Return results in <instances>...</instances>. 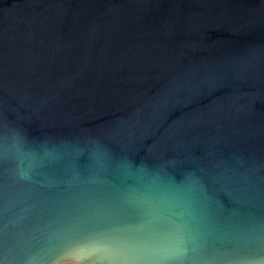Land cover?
Listing matches in <instances>:
<instances>
[{"label":"water","instance_id":"obj_1","mask_svg":"<svg viewBox=\"0 0 264 264\" xmlns=\"http://www.w3.org/2000/svg\"><path fill=\"white\" fill-rule=\"evenodd\" d=\"M0 264H264V0H0Z\"/></svg>","mask_w":264,"mask_h":264}]
</instances>
